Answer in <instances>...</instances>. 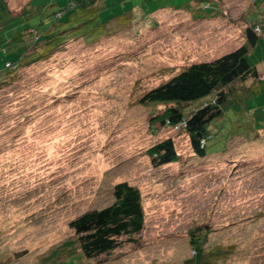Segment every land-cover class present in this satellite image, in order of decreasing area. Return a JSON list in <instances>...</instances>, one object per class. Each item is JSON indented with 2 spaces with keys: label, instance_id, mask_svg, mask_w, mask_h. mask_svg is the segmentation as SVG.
Segmentation results:
<instances>
[{
  "label": "rangeland",
  "instance_id": "rangeland-1",
  "mask_svg": "<svg viewBox=\"0 0 264 264\" xmlns=\"http://www.w3.org/2000/svg\"><path fill=\"white\" fill-rule=\"evenodd\" d=\"M3 1L0 72L43 32L71 25L54 26L68 0H5L6 10ZM193 1L101 0V11H131L135 23L91 44L82 40L90 24L73 30L78 39L2 82L0 264L80 255L69 223L112 204L121 182L141 192L144 230L137 243L82 264H182L199 227L209 231L207 247L229 249L220 264H264V4L211 0L206 12L214 13L200 20L188 11ZM255 23L263 28L247 59L260 76L228 87L211 127L220 151L198 157L183 129L162 122L173 104L139 99L187 66L237 49ZM169 138L178 159L154 165L153 148Z\"/></svg>",
  "mask_w": 264,
  "mask_h": 264
},
{
  "label": "trees",
  "instance_id": "trees-1",
  "mask_svg": "<svg viewBox=\"0 0 264 264\" xmlns=\"http://www.w3.org/2000/svg\"><path fill=\"white\" fill-rule=\"evenodd\" d=\"M100 1L68 0L63 3L57 12L54 26L71 25L68 28L64 26L58 32H43L42 37L32 42L25 52L5 60L4 69L0 72V85L6 77L12 76V71L17 72L31 63L45 60L51 57L54 49L70 40L78 39L71 34L73 30L90 24L91 30L84 32V37L90 40L80 38L84 43L91 44L117 33L122 28L129 29L135 23L136 16L131 11L103 12L100 9ZM209 1L211 0H194L188 11L192 12L196 19L211 17L214 12H206ZM3 3V9L6 10L7 3L5 0ZM259 25L263 28L262 24L257 23L246 28V42L237 49L213 60L187 66L166 82L144 93L139 99L143 105L173 104L161 117L164 118L162 122L167 121L166 117L169 124L183 129L189 137L194 154L198 157L204 158L212 152L220 151V143L212 139L214 129L211 127L213 121L219 120L224 114L230 95L228 87L237 81L246 82L260 76L257 66L251 65L247 59L250 49L255 47L260 39L261 34L257 30ZM208 99L210 100L203 102ZM201 100L203 103L196 109L186 110L191 103ZM259 135L261 134L257 133L254 138ZM152 155L154 165L170 164L179 156L171 138L158 143L153 148ZM113 197L114 202L109 206L86 211L69 223L76 236L74 242L81 253L77 257L71 255L67 261L59 264H82L81 259L93 261L121 249L127 242H138L136 237L145 227V211L140 190L127 182H121L114 186ZM208 234L209 231L202 227L191 231L194 254L182 264H220L230 254L227 248L207 247ZM55 257L57 253L53 254V259Z\"/></svg>",
  "mask_w": 264,
  "mask_h": 264
},
{
  "label": "crops",
  "instance_id": "crops-1",
  "mask_svg": "<svg viewBox=\"0 0 264 264\" xmlns=\"http://www.w3.org/2000/svg\"><path fill=\"white\" fill-rule=\"evenodd\" d=\"M219 2H220V0H219ZM259 3H260L259 5H263L264 4V0H260Z\"/></svg>",
  "mask_w": 264,
  "mask_h": 264
}]
</instances>
